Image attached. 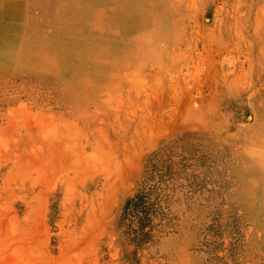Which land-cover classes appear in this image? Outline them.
<instances>
[{
  "label": "rangeland",
  "instance_id": "1",
  "mask_svg": "<svg viewBox=\"0 0 264 264\" xmlns=\"http://www.w3.org/2000/svg\"><path fill=\"white\" fill-rule=\"evenodd\" d=\"M183 256L264 264V0H0V264Z\"/></svg>",
  "mask_w": 264,
  "mask_h": 264
},
{
  "label": "bare ground",
  "instance_id": "2",
  "mask_svg": "<svg viewBox=\"0 0 264 264\" xmlns=\"http://www.w3.org/2000/svg\"><path fill=\"white\" fill-rule=\"evenodd\" d=\"M182 259L184 260L185 263H188V264H192L193 263V259L191 257L189 258V256H187V257L183 256Z\"/></svg>",
  "mask_w": 264,
  "mask_h": 264
},
{
  "label": "trees",
  "instance_id": "3",
  "mask_svg": "<svg viewBox=\"0 0 264 264\" xmlns=\"http://www.w3.org/2000/svg\"><path fill=\"white\" fill-rule=\"evenodd\" d=\"M130 202H132V200Z\"/></svg>",
  "mask_w": 264,
  "mask_h": 264
}]
</instances>
